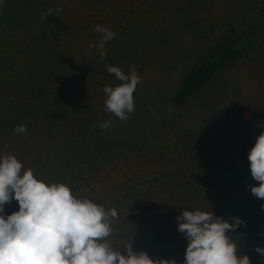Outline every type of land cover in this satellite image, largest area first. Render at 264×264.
Wrapping results in <instances>:
<instances>
[{"label":"trees","instance_id":"16d2710c","mask_svg":"<svg viewBox=\"0 0 264 264\" xmlns=\"http://www.w3.org/2000/svg\"><path fill=\"white\" fill-rule=\"evenodd\" d=\"M97 24L115 38L103 59L99 53L81 69L74 58L82 50L72 41L100 40ZM252 39H264V0H6L0 6V153L15 155L27 169L34 151L49 149L60 168L44 182L63 183L77 198L117 211L109 238L114 249L132 243L154 260L183 264L186 240L177 230L183 210H212L231 220L237 184L218 163L235 125L255 116L251 95L232 90L224 119L199 117L179 131L170 150L136 145L123 153L99 127L113 113L89 83H123L106 65L130 75L148 58L160 67L191 62L172 94V103L182 105L242 59ZM18 125L27 132L17 134ZM18 207L13 199L5 214ZM256 219L253 247L234 241L238 255L264 264L255 251L264 248L261 206Z\"/></svg>","mask_w":264,"mask_h":264},{"label":"clouds","instance_id":"9594fccd","mask_svg":"<svg viewBox=\"0 0 264 264\" xmlns=\"http://www.w3.org/2000/svg\"><path fill=\"white\" fill-rule=\"evenodd\" d=\"M5 2L0 0V6ZM93 30L101 39L89 48L101 49L103 59L105 44L116 34L100 24ZM106 68L123 83L105 85V107L127 121L135 110L133 93L141 77L134 67L130 75L116 66ZM109 126L110 122L99 124L102 129ZM14 131L26 133L27 128L18 125ZM247 159L251 176L258 182L249 186L250 191L264 200V131L255 138ZM13 199L18 211L5 214V204ZM117 215L115 209L77 198L63 183L38 179L15 155L0 153V264H177L174 258L154 260L146 252L134 250L132 243L123 251L114 249L109 238ZM231 219L233 222L218 217L212 210H183L177 217V230L186 240L183 264H251L248 255H238L239 245L227 234L243 221ZM255 251L264 256V248Z\"/></svg>","mask_w":264,"mask_h":264},{"label":"rangeland","instance_id":"374dc122","mask_svg":"<svg viewBox=\"0 0 264 264\" xmlns=\"http://www.w3.org/2000/svg\"><path fill=\"white\" fill-rule=\"evenodd\" d=\"M72 43L82 50L74 58L81 69H85L100 53L98 47L89 48L95 43L90 39L79 37ZM247 49L242 59L220 72L182 105L172 103V94L191 62L160 67L157 61L146 59L137 73L141 81L133 93L134 112L127 121L113 114L110 126L105 129V138L123 153L136 145L170 150L179 131L199 117L218 121L224 119L226 98L232 90L242 89L245 94L251 95L255 116L235 125V134L222 147L218 163L219 172L234 179L237 184L232 192V217L240 218L243 223L235 231H229L228 235L244 250L254 245L257 210L263 201L250 191L249 186L258 182L251 176L247 155L255 138L264 131V39H252ZM89 87L98 92L105 103L104 86L91 81ZM30 156L26 162L27 169H31L35 177L42 181H49L60 168L49 149L34 151ZM230 222H233L232 219Z\"/></svg>","mask_w":264,"mask_h":264}]
</instances>
